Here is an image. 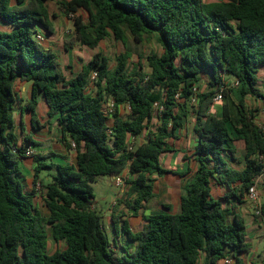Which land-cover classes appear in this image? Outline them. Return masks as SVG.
<instances>
[{
	"label": "trees",
	"instance_id": "obj_1",
	"mask_svg": "<svg viewBox=\"0 0 264 264\" xmlns=\"http://www.w3.org/2000/svg\"><path fill=\"white\" fill-rule=\"evenodd\" d=\"M48 2L65 16L87 13L86 22L74 17L73 28L75 39L89 49L110 36L125 45L128 32L137 42L154 37L161 53L144 58L148 71L142 57L127 71L128 51L115 56L111 70L109 59L95 53L67 78L56 56L36 39L40 31L53 33ZM262 67L264 0H0V264H217L225 259L241 264L240 255L250 248L245 221L223 203H245V192L262 167L257 110L246 107L247 98L264 103L257 88ZM92 71L94 95L85 92ZM17 81L30 84L22 111L30 113L31 127L44 126L35 112L42 98L48 117L56 118L60 142L75 145V166L47 165L52 153L33 158L35 185L43 169H55L42 186L47 217L34 208L33 192L23 187L20 162L31 141L25 136L19 144L14 133ZM219 92L223 103L212 113ZM108 100L114 106L110 135L101 110ZM121 106L129 109L125 120L118 113ZM190 119L197 136L196 169L182 186L179 211L170 213L163 204L164 211L145 214L142 206L154 198L155 179L182 175L164 169L160 157L172 151L167 140L175 139ZM19 125L23 132L21 120ZM144 130L145 141L129 150L127 136L137 139ZM230 132L244 143L240 171L223 158L234 153ZM124 172L128 188L116 204L144 224L132 231L111 212L114 235L124 243L114 250L103 216L93 208L91 183ZM212 181L228 190L224 197L210 196ZM49 244L56 247L51 253Z\"/></svg>",
	"mask_w": 264,
	"mask_h": 264
},
{
	"label": "crops",
	"instance_id": "obj_2",
	"mask_svg": "<svg viewBox=\"0 0 264 264\" xmlns=\"http://www.w3.org/2000/svg\"><path fill=\"white\" fill-rule=\"evenodd\" d=\"M215 2V1H214ZM211 3V2H209ZM43 38L44 42L48 40V36L45 35L42 31L40 33ZM264 73V67H262L259 72L257 73V83L259 81V75ZM74 75V74H73ZM72 75V76H73ZM203 81H207L206 78L202 75ZM93 83H89L86 88L85 92L91 95L95 94V85ZM14 91L17 96V102L14 107V119L16 123L15 134L18 137V143L20 144L23 137L27 136L30 138L31 143L26 145V150L32 152L31 157L24 156V158L20 162V169H21V176L23 178V187L26 193L33 192V206L34 208L44 217L49 215V211L45 206L44 203V186L48 183L49 178L51 175L55 173V169L48 167L43 169L38 174V182L36 185L34 184V156L36 155H46L48 153H52V156L45 161V163L57 165V164H70L75 166L76 158H75V149L70 147H66L63 143L60 142L61 135L59 133V129L57 126L56 118L52 117L49 118L47 115L48 107L46 106L44 100L41 98L38 101V104L35 108V112L37 118L41 124L44 126L40 129L34 130L30 124V113L28 111H22V106H25L30 99V84L23 81H17L14 84ZM248 99V98H247ZM247 99H246V107L247 106ZM223 103V102H222ZM213 104L211 106L210 112L216 113L220 108L221 104ZM120 108V107H119ZM119 113V111H118ZM262 118V116H260ZM122 119V118H121ZM127 119V118H126ZM257 120L263 121L256 117ZM23 123V132L20 131L19 121ZM125 120V119H123ZM192 122L187 123L185 127L180 129L178 132H175L176 138H170L167 140L168 145L172 148L171 152L163 153L160 157L161 166L166 170L171 171H181V177L179 175L166 173L160 178H156L153 184V192L154 196L156 193H160L161 199L160 202L166 204L169 209L170 213H177L179 211V201L180 195L176 196L177 189L181 185V193H182V186L185 182L189 181L195 174L196 165L195 162L192 160V155L194 151V147L197 142V136L192 130L193 127V119ZM113 119L111 117L107 118V126H111ZM19 130V132H18ZM230 136L232 139L231 148L233 149V154L231 155L228 152L223 154V158L228 162L230 168L240 171L244 167L245 161V149L244 143L241 140L236 139V135L234 132H230ZM186 156L188 159L185 160L183 157ZM129 177L127 172H124L122 175ZM113 180V177H110ZM125 179V178H124ZM42 185H41V184ZM128 188V185H126ZM210 196L213 199H219L224 197L227 193V189L215 184L214 181L210 183ZM262 202L264 205V194L262 195ZM152 200V199H151ZM150 200V201H151ZM149 201V202H150ZM147 202V203H149ZM165 202V203H164ZM162 203L161 206L163 205ZM250 208V210L248 209ZM93 208L95 209L94 205ZM223 208H227L232 212H235L241 215L245 221L246 225V240L250 244V248L248 252L243 253L240 255L241 264H261V260L264 257V245H263V253L261 254V258H258V247L256 242L262 239V234L264 233V225L258 224L256 221V217L250 213L251 206L245 199V203H233L227 204L223 203ZM144 210V205L142 207V212ZM161 211V210H160ZM108 217V223L105 226L109 229L110 238L113 242V245L116 246L113 249H119L124 243L123 239L119 236L114 235L111 225V210ZM159 212V211H158ZM151 214V213H150ZM258 219V218H257ZM126 220V219H125ZM131 220L135 221L134 224L139 223L138 228L136 230L133 229L131 225ZM137 220H140L137 222ZM128 225L132 231H138L142 228L144 222L142 221L140 216L132 217L128 216L127 220ZM107 231V230H106ZM261 259V260H260ZM233 262V261H232ZM217 264H224L223 261H219Z\"/></svg>",
	"mask_w": 264,
	"mask_h": 264
},
{
	"label": "rangeland",
	"instance_id": "obj_3",
	"mask_svg": "<svg viewBox=\"0 0 264 264\" xmlns=\"http://www.w3.org/2000/svg\"><path fill=\"white\" fill-rule=\"evenodd\" d=\"M201 1L204 3H209L217 0H201ZM46 6L50 14V21L53 26V33L52 35L48 36L50 38H48L47 42L46 41L44 42V38L40 34L43 38L41 41V45L44 48L52 51V53L56 56L57 62L67 78L71 77L73 74L75 75L80 70V66L88 62L92 57V55L95 53H99L102 56H105L109 59L108 65L111 70L115 66V56L121 52L128 51L130 53V58L127 61V71H130L132 69V66L137 64L138 57L143 58V60L140 61L143 70L148 71L147 64L144 58L147 55H151L154 53L155 54L161 53L160 46L158 45L154 37L143 36L142 40L137 42L128 32L125 33L126 36L125 45H123L120 41H116L112 36H110L100 41V43L95 49H89L81 45L75 39L74 28H73L74 17L80 16V18L84 22H86L87 13L82 10H79L77 14L74 16L73 15L65 16L59 10V7L54 2H48ZM89 82L93 83L92 85H94L95 81H89ZM257 88L261 93H264V73L259 75ZM222 102L223 101L221 99L220 101L215 102V104H219ZM247 106L252 110H257L258 118L263 120L264 122V103L261 99L248 98ZM110 115L109 117L112 118V116ZM119 116L122 119L128 118L129 109L127 106H121L119 108ZM260 116H262V118H260ZM190 122H192L191 119L189 120L188 123ZM146 136L147 134L146 131L144 130L141 133V135L135 140V146L144 142ZM124 178L126 179V177H123L121 185L119 186H116L114 184V181L111 180L110 177L108 176L96 177L95 180L91 183V187L93 191V205L95 207V210H97V212H99L103 216V220H102L103 227L107 230L108 235H110L109 229L105 227L108 223L107 219L110 214L108 210H111V212H113V215L115 214V216H122L120 220L123 219L127 220V217L129 216L128 212L121 204L120 205L116 204L118 200H124L126 195L127 188ZM176 189H177L176 196L181 195V185ZM160 199H161L160 193H156L154 198L149 203L143 204L144 213L150 214V213H156L160 210L164 211L162 210V206L160 204L162 202H160ZM249 206L251 205L249 204ZM248 209L250 210L249 207ZM250 213L252 212L250 211ZM255 219L258 224H262L260 219L257 218ZM139 221L140 220H137V222ZM130 222L131 225L133 226V229L136 230L139 226L138 225L139 223L134 224L133 222L135 221L133 220H131ZM256 244L259 250L258 258H261L260 256L263 253V245H264V233L262 234V239L258 240ZM55 248L56 247L53 244L48 245V251L50 253L54 251Z\"/></svg>",
	"mask_w": 264,
	"mask_h": 264
},
{
	"label": "built area",
	"instance_id": "obj_4",
	"mask_svg": "<svg viewBox=\"0 0 264 264\" xmlns=\"http://www.w3.org/2000/svg\"><path fill=\"white\" fill-rule=\"evenodd\" d=\"M36 39L41 43L42 36L37 34ZM96 80V72L93 71L90 74L89 81ZM90 83V82H89ZM222 99L221 92H219L213 99L214 102L220 101ZM191 103H194V99H191ZM156 110H160L161 108L154 104ZM102 112L108 118L109 115L112 116L114 106L111 100L102 103ZM255 124L260 128L264 140V122H260L259 120H255ZM109 130L107 134H111L110 126H108ZM135 138L131 136H127V148L132 150L135 146ZM71 147L74 148L75 145L71 142ZM27 157L32 156V152L29 150L25 151V155ZM259 160L262 161V167L258 171L257 175L253 177L251 180V184L249 185L247 191L245 192V199L251 205L252 214L261 220V223L264 225V214H263V202H262V195L264 194V153L259 156ZM113 181L116 186L121 185L122 176H113ZM224 264H232V259H225Z\"/></svg>",
	"mask_w": 264,
	"mask_h": 264
}]
</instances>
